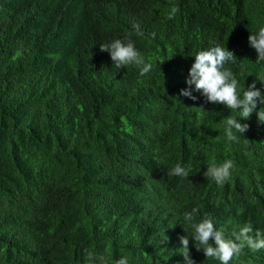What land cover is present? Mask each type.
<instances>
[{"label":"trees","instance_id":"obj_1","mask_svg":"<svg viewBox=\"0 0 264 264\" xmlns=\"http://www.w3.org/2000/svg\"><path fill=\"white\" fill-rule=\"evenodd\" d=\"M261 26L264 0H0V264H87L86 250L185 264L182 235L196 264H220L184 220L198 206L228 237L248 222L264 233V123L237 117L250 127L229 142L223 121L238 112L181 94L195 55L219 43L241 90L255 81L264 95L248 42ZM129 34L144 76L101 51ZM227 159L229 181L205 177ZM176 164L188 178L169 175ZM230 264H264V249Z\"/></svg>","mask_w":264,"mask_h":264},{"label":"clouds","instance_id":"obj_2","mask_svg":"<svg viewBox=\"0 0 264 264\" xmlns=\"http://www.w3.org/2000/svg\"><path fill=\"white\" fill-rule=\"evenodd\" d=\"M178 11V7L173 5L167 19H173ZM132 27L136 36L143 37L145 35L139 24L134 23ZM155 36V32L151 33L153 39ZM248 42L257 53L256 62L264 61V26L258 27L255 32H251ZM101 51L110 53L111 60L117 68L134 64L140 69L141 76L149 73L152 69V65L145 62L144 56L136 48L131 34L123 39L116 38L107 45H101ZM236 60L237 57L234 52L219 43L200 50L195 55L186 78V84L189 87L182 89L181 94L196 100L197 97L193 95L192 90V86H194V91L201 93L208 102L223 104L232 112H238L237 116L228 115L223 123L227 140L239 143L240 137L248 131L250 126L248 123H241L237 117L248 120L251 114L256 111L258 121L264 123V110L260 108L257 111L258 102L264 105V95L256 87L255 81L243 91L241 90L236 75L225 66L228 62L235 64ZM261 81L264 82V80ZM234 168L235 163L232 159H227L219 164L213 162L207 167L204 175L211 177L218 185H223L231 179ZM190 174L191 166L186 168L181 164H176L169 172V175L185 178H188ZM200 207L202 206L193 207L191 211L185 212L184 220L190 224L193 230L191 238L194 240L196 250L202 249L206 258H214L220 264H230L243 253L245 248L253 252L264 249V233L259 230L254 231L251 222L243 224L238 231H233L231 237H228L223 227L219 229L216 227L214 218L209 214L205 213L197 219ZM189 238L187 235L179 237L180 253L184 257L185 264H196L190 255ZM85 259L87 264H112L109 257L95 255L87 250L85 251ZM114 264H128L127 258L122 256L116 259Z\"/></svg>","mask_w":264,"mask_h":264}]
</instances>
